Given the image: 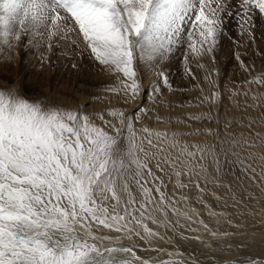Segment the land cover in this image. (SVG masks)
<instances>
[{"label":"snow or ice","instance_id":"6c2138e0","mask_svg":"<svg viewBox=\"0 0 264 264\" xmlns=\"http://www.w3.org/2000/svg\"><path fill=\"white\" fill-rule=\"evenodd\" d=\"M257 38L264 0H0L5 71L56 57L80 71L86 58L110 78L86 93L102 105L91 111L2 81L0 264H203L180 243L211 260L221 225L264 224ZM225 39L247 78L222 88ZM173 62L196 81L195 104L171 103L190 91L173 87ZM185 107L207 110L172 115Z\"/></svg>","mask_w":264,"mask_h":264},{"label":"rangeland","instance_id":"374dc122","mask_svg":"<svg viewBox=\"0 0 264 264\" xmlns=\"http://www.w3.org/2000/svg\"><path fill=\"white\" fill-rule=\"evenodd\" d=\"M234 29L235 26L233 25L231 31L232 35L235 37L236 33ZM257 37H259V33H257ZM259 40L264 43V39ZM233 47L232 43L225 39L222 51L218 53L223 56V58L220 59V67L222 68L221 87L228 82L229 77L237 82H239V79L242 80L247 78L237 69L235 61L229 57V52L233 49ZM54 59H57L59 63L51 67L44 66L42 69L39 61L32 58L29 63L21 64L19 66H8L11 68V71H5L6 66L3 62H0V87L5 86L2 83L5 79H22L23 83L26 85L27 98L30 100L49 98L57 102L68 104L72 107H75L77 104L84 103L86 105V111H91L93 106L101 107L102 105L92 101L86 93H97L100 87L110 82V78L100 71L98 66H93V64L86 58L82 62L79 58H76V62L81 63L80 71L72 69L71 64L73 61L70 59L61 57H56ZM261 66H263V64L260 65V68H264V66ZM171 67V80L173 87L190 89V91H186V94H184L185 92H179L175 93L173 96L171 95V103L174 105L185 104L186 101L188 102L193 99L198 93H200V91L198 88H192V85L195 84L196 81H190L184 77L182 67L178 62H173ZM193 71L195 70L193 69ZM255 71L253 72V75H255ZM258 71L261 70H257V73ZM196 73L200 76V82L203 84V73L201 71ZM145 83H147V77L145 78ZM204 87L206 88L205 92H207L208 86L205 84ZM183 94L185 96H182ZM146 101L147 99L145 97V102ZM205 110L207 109L205 108ZM178 112L177 116H179L181 110H178ZM181 113L185 114V112ZM192 113L197 112L192 111ZM182 114H180V116H184V114ZM153 126L155 125L153 124ZM200 126L207 125L204 124ZM212 126L215 127V125ZM220 227L227 229L230 235L222 242L216 244V248L214 247L215 254L211 260H215V262L217 261L216 264H250V262L253 261L255 264H264V244L260 247L246 248L234 240L235 236L243 234L260 237L263 236L261 223L257 221L255 223L248 224L247 228L242 229L241 231H236L235 228H229L226 224L221 225ZM140 251L143 252V250ZM182 251L194 252L196 257L200 259L203 264H211V260L206 257L200 247L182 249Z\"/></svg>","mask_w":264,"mask_h":264},{"label":"bare ground","instance_id":"6f19581e","mask_svg":"<svg viewBox=\"0 0 264 264\" xmlns=\"http://www.w3.org/2000/svg\"><path fill=\"white\" fill-rule=\"evenodd\" d=\"M256 46H257V48L258 49H260V50H264V43L262 42V41H260L259 40V38H257V42H256ZM241 51H243V49H241ZM249 55H254V53L253 52H249ZM218 56H219V59H221V58H223V56L221 55V54H218ZM245 59H247V57H245ZM263 64V66H264V57H257L256 58V63H255V69H256V73H257V70H261V71H264V70H262V69H264V68H260V65H262ZM263 66H261V67H263ZM194 70L196 71V72H198L199 70H197V69H195L194 68ZM258 72H260V71H258ZM255 73V74H256ZM228 78V77H227ZM230 78V77H229ZM239 79V78H238ZM229 80V79H228ZM239 81H241L240 79H239ZM226 84V83H225ZM231 87H233V88H235L236 87V85H231ZM253 87V89H255L256 88V86L255 85H253L252 86ZM223 88V87H222ZM206 89V88H205ZM207 90H208V87H207ZM261 91H264V89H260ZM176 93H179V92H176ZM184 93V92H183ZM184 94H186V92L184 93ZM182 95V96H185V95ZM199 95H200V93H198L193 99H191V100H189V101H192L193 102V104H195L196 103V100H197V97H199ZM173 96V95H172ZM181 97V96H180ZM146 99H147V97H146ZM187 102V101H186ZM185 103V102H184ZM225 103H227V100H225ZM178 110H181V112H185V114L186 113H189V112H192V111H195V112H200V111H202L203 109H201V108H196V107H185V108H176V110L174 109L173 110V112H172V115L173 116H177V113H179L178 112ZM205 110V109H204ZM163 111V110H162ZM206 111V110H205ZM180 112V114H182ZM180 114H179V116H180ZM184 114V113H183ZM182 114V115H183ZM184 114V115H185ZM222 115H223V113H221ZM153 126V125H152ZM200 126V125H199ZM153 127H156V125L155 126H153ZM160 127H163L162 125L160 126ZM174 127H180V126H178V125H174ZM262 228H263V236H255V235H250V234H243V235H237V236H235L234 238V240H236L237 242H239L242 246H244V247H246V248H255V247H260V246H262L263 244H264V224H262ZM222 229H224V228H222ZM231 232V231H230ZM256 232V231H255ZM244 233V232H243ZM179 247L181 248V250L182 249H188V248H199L200 246L195 242V241H185V242H181L180 243V245H179ZM219 247H220V245H219ZM216 248V247H215ZM217 250V249H216ZM221 252V251H220ZM140 254H144L143 252H141L140 251ZM235 259V258H234ZM218 260V259H217ZM225 261V260H224ZM217 262V261H216ZM231 263V262H230Z\"/></svg>","mask_w":264,"mask_h":264}]
</instances>
